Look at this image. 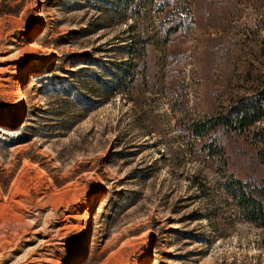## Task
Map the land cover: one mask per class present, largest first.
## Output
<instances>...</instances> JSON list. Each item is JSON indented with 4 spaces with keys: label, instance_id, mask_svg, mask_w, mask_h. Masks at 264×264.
<instances>
[{
    "label": "rangeland",
    "instance_id": "rangeland-1",
    "mask_svg": "<svg viewBox=\"0 0 264 264\" xmlns=\"http://www.w3.org/2000/svg\"><path fill=\"white\" fill-rule=\"evenodd\" d=\"M261 89L264 0H0V264H264L191 128Z\"/></svg>",
    "mask_w": 264,
    "mask_h": 264
},
{
    "label": "trees",
    "instance_id": "trees-1",
    "mask_svg": "<svg viewBox=\"0 0 264 264\" xmlns=\"http://www.w3.org/2000/svg\"><path fill=\"white\" fill-rule=\"evenodd\" d=\"M191 128L202 137L203 157L218 159L226 178L222 187L233 200L237 216L264 229V89L236 98L224 110L192 122ZM214 132L223 134L224 139L237 133L252 144L250 153L262 165L261 175L243 179L233 173L236 159L232 145L224 144Z\"/></svg>",
    "mask_w": 264,
    "mask_h": 264
},
{
    "label": "bare ground",
    "instance_id": "bare-ground-1",
    "mask_svg": "<svg viewBox=\"0 0 264 264\" xmlns=\"http://www.w3.org/2000/svg\"><path fill=\"white\" fill-rule=\"evenodd\" d=\"M18 93V92H17ZM23 102V101H22ZM37 166V164H36ZM34 167V166H33ZM35 168V167H34ZM33 169V168H32ZM40 170V168H38ZM17 178V177H15ZM13 181V180H12ZM16 184V181H13L11 183V185L9 187H7V189L5 190V188H1L0 190V195L4 196V197H9L10 195L14 194V190L12 189V186ZM3 197V198H4Z\"/></svg>",
    "mask_w": 264,
    "mask_h": 264
}]
</instances>
